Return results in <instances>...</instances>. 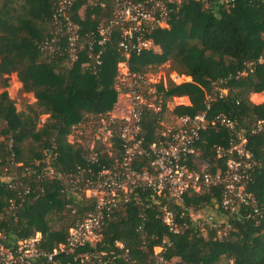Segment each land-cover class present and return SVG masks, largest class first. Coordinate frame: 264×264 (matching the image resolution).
Wrapping results in <instances>:
<instances>
[{
  "label": "trees",
  "instance_id": "1",
  "mask_svg": "<svg viewBox=\"0 0 264 264\" xmlns=\"http://www.w3.org/2000/svg\"><path fill=\"white\" fill-rule=\"evenodd\" d=\"M105 1L104 7L81 8L80 2L72 7V19L80 27L81 47L77 59L71 61L62 50L63 38L62 53L38 47L54 30V0H0L2 240L25 239L40 232L39 248L44 251L64 241L69 227L94 206V200L73 189L70 177L64 175H75L78 165L89 163L83 147L88 143L71 142L67 136L89 117L99 126L113 110L119 94V61L125 60L136 75L168 63L165 82L153 83L155 98L144 93L160 109L143 106L142 146L149 149L153 143H168L162 136L166 127L162 120L173 97L185 95L190 104L174 105L172 115L193 116L204 109L210 82L231 75L225 84L227 94L213 103L207 115L225 113L246 135L253 169L244 191L250 193L251 199L229 212L220 206L218 186L201 194L188 189L182 203L138 188L129 201L113 209L105 219L99 240L81 246L77 252H88L93 264H264V132H249L250 125L264 117V102L250 100L251 93L264 91V0H232L228 5L221 0L171 3L167 26H157L150 34L153 48L139 54L131 51L127 58L118 46V29H113L105 45L97 43L96 26L112 14L111 1ZM100 49L103 50L97 58ZM248 62L254 63L253 69L236 77ZM169 72L190 79L175 82ZM11 73L21 82V90L35 98V103L26 105V109L17 110L8 95ZM43 114L47 116L40 122ZM229 137L226 127L208 124L196 141L197 152L186 159L189 168L200 170L199 163H205V170L211 173L223 171L226 156L218 157L215 146L227 147ZM111 141L112 146L107 147L95 140L98 161L90 164L94 171L98 164L111 165L120 157L119 136L114 134ZM47 164L64 174L48 178L42 172ZM147 165L146 154L134 160L136 169ZM164 207L173 209L177 232L163 222ZM204 208L214 210L222 220L202 232L192 216ZM163 240L166 243L159 260L154 247L162 245ZM60 258L62 263L58 264H66L67 260L87 264L65 253ZM37 264L51 263L41 257Z\"/></svg>",
  "mask_w": 264,
  "mask_h": 264
},
{
  "label": "built area",
  "instance_id": "2",
  "mask_svg": "<svg viewBox=\"0 0 264 264\" xmlns=\"http://www.w3.org/2000/svg\"><path fill=\"white\" fill-rule=\"evenodd\" d=\"M110 1L111 17L96 26L97 43L105 45L110 40L113 29L116 28L119 31L118 46L127 58L131 51L139 54L153 48L150 37L152 30L157 26H167V17L172 10L170 4L178 5L181 0ZM221 1L225 5L232 3V0ZM77 2L81 3V8L85 5L99 7L106 5L105 0H54L55 10L52 15L54 30L38 44L42 51L62 53L64 50L71 61L77 59V52L81 47L79 44L80 27L72 19V7ZM62 38L65 45L61 50ZM102 50L98 51L97 58ZM253 66V62H248L242 70L237 71L236 77L246 75L253 69ZM117 67V88L123 96L120 109L122 113L111 111L99 125L98 130L102 136L83 146L87 151L85 157L89 163L84 167L78 165L75 175L58 172L48 164L42 170L48 178H58L61 174L70 177L68 182L73 189L94 200L93 208L69 227L64 241L58 243L50 251L39 248L40 232L15 241L2 240L3 236L0 233V264H37L41 257L47 263L58 264L62 263L60 258L62 253L71 255L74 261L79 259L81 262L93 264L94 261L88 252H77V249L97 242L105 219L113 209L129 201L138 188L148 189L153 194L164 195L172 202L182 203L188 189L201 194L218 186L221 193L220 206L229 212H234L240 202L247 203L251 199L250 193L244 191L245 185L252 179L253 169L252 153L248 147L246 135L236 127V120L225 113L207 115L213 103L227 94L228 88L225 84L231 75L210 82L211 89L205 93L204 109L201 112L193 116H177L173 124L165 127L162 136L168 139V143L160 146L153 143L149 149H145L142 146V137H140L143 106L150 105L156 111L160 109L159 106L149 102L144 94H153L155 98L154 82L147 85V72L143 75L130 72L125 60L119 61ZM170 77L175 82L186 80L185 75H179L176 72L170 74ZM44 118L41 117L40 122H43ZM208 124H220L230 132L227 147L215 146V153L218 157L226 156L225 169L215 173L190 169L186 161L189 156L197 152L196 141L199 139L200 131ZM249 132L251 134L263 133L264 117L254 121L249 127ZM114 134L119 136L121 142L120 157L114 159L111 165L98 164V168L94 171L90 164L98 161L95 140L99 139L111 147V138ZM141 154L148 156V165L136 169L134 160ZM185 209L192 212L191 208L185 207ZM208 216L201 220L196 214L192 216L201 231H204L206 226L214 227L219 223L212 215ZM162 220L169 225L171 231H178L172 208L168 210L164 207ZM116 243L122 246L120 242ZM165 243L163 240L162 245L154 247L159 260L162 259L159 253ZM66 264H71V262L67 260Z\"/></svg>",
  "mask_w": 264,
  "mask_h": 264
},
{
  "label": "rangeland",
  "instance_id": "3",
  "mask_svg": "<svg viewBox=\"0 0 264 264\" xmlns=\"http://www.w3.org/2000/svg\"><path fill=\"white\" fill-rule=\"evenodd\" d=\"M167 66H168V63H163L156 70H148L147 85L153 82L157 83L160 80H164L165 82L166 75L168 74ZM170 73L171 72H169V75ZM187 77L189 76H186L185 78L188 79ZM6 90L8 92V95L14 100L15 107L17 110L26 109V105L35 103V99L32 93L23 92L21 90V82L18 81L14 73H11L9 75V84ZM250 100L256 104L263 103L264 102V91L258 92L257 94L251 93ZM183 101L185 100L174 98L173 101H170L167 103L166 109L163 113V120H162V123L164 125L169 126L175 122V116L172 115L171 109L174 104L182 103ZM115 112H120V111L116 110ZM46 116H47L46 114H43L40 116V118L41 117L44 118ZM95 122L96 120L93 117H89L88 121L83 122L77 125L76 127H74L71 133L67 136V139L71 142L78 141V142H82L81 144H85V143H90V141H93L97 137H101L102 135L98 130L99 126L96 127ZM106 146L108 147V145ZM205 165H206L205 163H202V164L199 163L200 171H204L206 169ZM197 214L199 217H209L208 215H212L214 219L222 220V217H219L218 214H216L214 210L212 211V209H208V208H204L198 211ZM202 232H205V231H202ZM155 250L158 251V249L156 248Z\"/></svg>",
  "mask_w": 264,
  "mask_h": 264
},
{
  "label": "crops",
  "instance_id": "4",
  "mask_svg": "<svg viewBox=\"0 0 264 264\" xmlns=\"http://www.w3.org/2000/svg\"><path fill=\"white\" fill-rule=\"evenodd\" d=\"M174 72H171L170 74H173ZM15 74V73H14ZM16 75V74H15ZM188 79L186 80H189L190 77H187ZM118 86V85H117ZM258 92H255L253 94H257ZM174 98H177V99H184L185 101H183L182 103H177V104H184V105H187V104H190V101H189V98L187 96H178V97H173V100ZM35 99V98H34ZM172 100V101H173ZM122 101H123V96L119 93L118 94V98H117V102L115 103L114 107H113V110L112 111H116V110H119L122 108ZM176 105V104H174ZM173 105V106H174ZM177 116H175V119H176Z\"/></svg>",
  "mask_w": 264,
  "mask_h": 264
}]
</instances>
